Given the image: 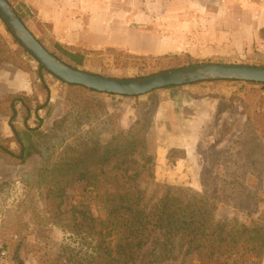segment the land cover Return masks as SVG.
Here are the masks:
<instances>
[{"label":"rangeland","instance_id":"374dc122","mask_svg":"<svg viewBox=\"0 0 264 264\" xmlns=\"http://www.w3.org/2000/svg\"><path fill=\"white\" fill-rule=\"evenodd\" d=\"M105 1L106 12L100 10L98 14H107L109 22L115 25L114 34L108 44L93 39L89 47H64L67 44L59 43L56 29L43 21L38 12L29 9L23 0L11 3L47 49L67 63L73 61L64 55V50L85 54V61L78 68L92 73L134 78L199 63L264 67V0ZM172 14L178 17H170ZM220 14L227 33L224 44L214 41ZM166 29L174 33L165 32ZM0 35L6 42V54L12 59L20 56L16 65L2 61L0 54V98L14 93L9 83L17 72L25 71L33 75L32 92H26L33 98V106L45 104L30 121L32 127L39 124L38 130L25 135L26 141L34 142L41 154L33 155L25 164H12L0 158V246L7 248L13 264H55V259L61 262L69 256L62 252L67 244L78 250L83 247L84 252L89 249L81 245L80 238L64 230L69 213L62 214V221L57 223V199L49 196V188L56 184L60 174L53 167L72 156L82 142L107 143L118 131L138 123L145 125L147 152L156 155L158 162L156 178L140 180L149 196L157 198L168 189L179 194H203L213 206L217 220L264 225L261 84L207 80L140 96L82 90L69 86L46 69L41 71L40 63L14 41L1 16ZM164 39L176 44L179 50L158 54L156 46ZM190 48L198 52L194 50L193 55ZM204 52L207 54L202 55ZM189 86L205 89L189 91ZM167 94L172 99L179 97L180 103L192 99L191 111L203 114L201 127L187 132L183 146L173 136L190 125V117L179 106L162 114ZM234 101L243 107V116L226 114L228 109L219 111L227 105L234 106ZM15 123L23 126L21 118ZM0 137L11 148L18 149L8 112L0 114ZM171 142L177 145L172 146ZM67 146L71 148L66 150ZM212 152H219V157ZM214 158L221 163L211 166ZM228 159L230 162H224ZM205 164L209 167V179L203 185L199 174ZM73 185L65 197V210L82 193L79 184ZM242 255L228 256L224 264H232L235 258H239L237 264H264V250ZM144 256L145 252L138 264H148Z\"/></svg>","mask_w":264,"mask_h":264},{"label":"trees","instance_id":"16d2710c","mask_svg":"<svg viewBox=\"0 0 264 264\" xmlns=\"http://www.w3.org/2000/svg\"><path fill=\"white\" fill-rule=\"evenodd\" d=\"M5 45L0 35L2 61L19 65L20 56L10 58ZM63 53L78 65L85 61V54L79 51L64 50ZM39 69L45 70L40 64ZM250 83L261 84L264 89L262 83ZM67 84L99 92L80 84ZM157 90L160 89L153 91ZM32 101L26 92H14L0 98V114L9 113V125L18 145V149H13L0 137V158L9 163L25 164L33 155L41 154L34 142L25 139L29 132L38 130L39 124L32 127L30 121L45 106H33ZM232 106L227 105L219 111ZM244 109L249 118L248 107ZM18 118L22 119V127L15 123ZM144 126L138 123L128 130H120L107 143L82 142L72 156L54 165L60 177L49 188V196L57 199L56 212L60 219L57 223L62 221V214L69 213L63 224L64 230L80 238L81 245L89 248L84 252L83 247L78 250L64 245L62 252L69 256L61 262L55 259V264H138L144 252L148 264H224L228 256L264 250V225L217 220L213 206L203 194H179L168 189L157 198L148 195L140 180H154L158 162L156 155L147 152ZM66 148L69 150L71 146ZM212 153L215 157L220 155L219 152ZM224 162H230V159ZM217 163L221 162L214 158L211 166ZM207 168L205 164L199 174L203 185L209 179ZM73 184H79L82 193L79 199L71 201L70 209L65 210V197ZM85 193H89L88 197ZM238 262L239 258H235L232 264Z\"/></svg>","mask_w":264,"mask_h":264},{"label":"water","instance_id":"95a60500","mask_svg":"<svg viewBox=\"0 0 264 264\" xmlns=\"http://www.w3.org/2000/svg\"><path fill=\"white\" fill-rule=\"evenodd\" d=\"M0 15L12 35L48 72L66 83L115 95L140 96L172 85H188L202 81L240 80L264 84V67L199 63L148 76L119 78L76 68L47 49L19 17L9 0H0Z\"/></svg>","mask_w":264,"mask_h":264},{"label":"crops","instance_id":"0c3cea01","mask_svg":"<svg viewBox=\"0 0 264 264\" xmlns=\"http://www.w3.org/2000/svg\"><path fill=\"white\" fill-rule=\"evenodd\" d=\"M27 7L32 9V11H36L39 13L40 18L43 21L47 22L48 25L55 28L58 35V41L64 47L71 46H84L89 47L90 43L95 39L97 42L102 43V45L108 44L110 41V35H113L114 23L109 22L107 14H98L100 10H107V2L105 0H23ZM170 17H178L177 14L170 15ZM218 27L216 32L214 33V41L218 44H224L226 41L227 33L226 27L223 18H221V14L218 16ZM222 19V20H221ZM175 22H172V25ZM164 26V25H163ZM179 26L178 25H175ZM171 27V26H170ZM168 28V27H166ZM32 30V29H31ZM170 29H166L165 32H169ZM256 32V31H255ZM176 33V32H175ZM191 33V32H188ZM165 35V33H164ZM163 35V36H164ZM253 36V34H252ZM94 42V41H93ZM71 45V46H70ZM135 45V44H134ZM136 46V45H135ZM158 49V54L165 55L170 52H176L179 50V47L173 42H169L168 40H161L160 44L156 46ZM135 50V49H134ZM137 50V49H136ZM194 50L198 52L197 49L190 48L188 49L194 55ZM72 52V50H69ZM209 51V50H208ZM207 52H204L202 55H206ZM200 55V54H198ZM76 68H78V64L75 62L68 63ZM32 74H28L25 71L17 72L15 78L9 83V87L14 90V92L24 91L27 93L32 92ZM190 85V84H188ZM191 87V86H189ZM205 86H199L196 88H189V91H200ZM229 88V87H228ZM181 93H183L180 90ZM168 97L165 98L164 104L162 103L161 110L163 112L167 111L171 107H178L180 110L185 112L187 116L190 118L187 120L190 125H186L185 129L180 130L177 135L173 136L175 141H178L180 145H185V139L187 132L197 130L201 127L203 120L201 119V113L191 111L193 101H182L180 103L179 97L171 98L170 94H167ZM234 106L228 109L226 114L232 113L233 115H237L241 117L245 114L243 107L239 104V101H234ZM181 105V106H180ZM189 111V112H188ZM172 146H176V142H171Z\"/></svg>","mask_w":264,"mask_h":264},{"label":"built area","instance_id":"2783aa9c","mask_svg":"<svg viewBox=\"0 0 264 264\" xmlns=\"http://www.w3.org/2000/svg\"><path fill=\"white\" fill-rule=\"evenodd\" d=\"M0 264H13L7 248L0 246Z\"/></svg>","mask_w":264,"mask_h":264}]
</instances>
